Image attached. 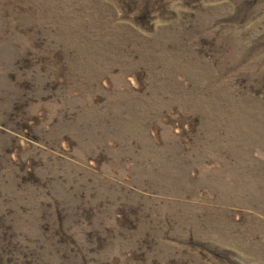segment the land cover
Instances as JSON below:
<instances>
[{
  "label": "rangeland",
  "instance_id": "1",
  "mask_svg": "<svg viewBox=\"0 0 264 264\" xmlns=\"http://www.w3.org/2000/svg\"><path fill=\"white\" fill-rule=\"evenodd\" d=\"M0 264H264V0H0Z\"/></svg>",
  "mask_w": 264,
  "mask_h": 264
}]
</instances>
